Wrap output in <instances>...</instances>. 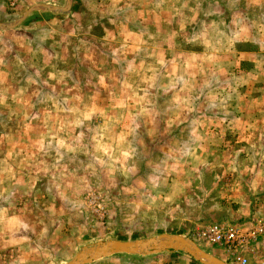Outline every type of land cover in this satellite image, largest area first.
I'll use <instances>...</instances> for the list:
<instances>
[{"label": "rangeland", "instance_id": "374dc122", "mask_svg": "<svg viewBox=\"0 0 264 264\" xmlns=\"http://www.w3.org/2000/svg\"><path fill=\"white\" fill-rule=\"evenodd\" d=\"M237 1L0 0V264L164 234L264 264L208 234L264 224V0Z\"/></svg>", "mask_w": 264, "mask_h": 264}, {"label": "water", "instance_id": "95a60500", "mask_svg": "<svg viewBox=\"0 0 264 264\" xmlns=\"http://www.w3.org/2000/svg\"><path fill=\"white\" fill-rule=\"evenodd\" d=\"M164 251H181L203 264H225L200 250L179 235H161L135 241L110 240L84 248L66 264H88L114 254H153Z\"/></svg>", "mask_w": 264, "mask_h": 264}, {"label": "built area", "instance_id": "2783aa9c", "mask_svg": "<svg viewBox=\"0 0 264 264\" xmlns=\"http://www.w3.org/2000/svg\"><path fill=\"white\" fill-rule=\"evenodd\" d=\"M11 5L14 4L15 0H7ZM263 228L258 229H248L244 235L239 232L238 228L226 227V229L213 226L208 230V234L213 242H223L229 248L236 245H241L242 243H248L251 240H256L257 237L263 232ZM222 229V230H220ZM236 244V245H235Z\"/></svg>", "mask_w": 264, "mask_h": 264}, {"label": "crops", "instance_id": "0c3cea01", "mask_svg": "<svg viewBox=\"0 0 264 264\" xmlns=\"http://www.w3.org/2000/svg\"><path fill=\"white\" fill-rule=\"evenodd\" d=\"M98 1V0H97ZM219 3H220V1L221 0H217ZM63 2H64V0H63ZM260 2H261V0H260ZM69 3H71L70 2V0H65V3L61 6L63 9H62V11L64 12V13H68L69 11H70V9H69V7H71V5H69ZM242 3H244V1H241L240 2V0H238L237 1V6L239 5V9H241L240 8V5L242 6ZM46 5H50L49 3H45ZM218 7H221V8H219L218 10H221V9H224L225 7H224V5H219L218 4ZM37 7H33V8H31V10H30V12L32 11V10H35ZM72 8V7H71ZM208 8V7H207ZM27 12H28V10H27ZM67 16H68V14H67ZM207 19H209V18H207ZM93 22V21H92ZM242 23H244L245 24V21L243 20L242 21ZM18 26V25H17ZM17 26H14L13 28H8V29H12V30H16V28L15 27H17ZM29 32H31L30 30H29ZM37 32V31H36ZM32 36H34L33 34H32ZM233 121V120H232ZM239 121V119L237 118V122ZM207 122H209V121H207ZM217 123V122H216ZM264 191V190H263ZM245 196H246V198H247V202H249V197H248V195L247 194H244ZM263 194H260V196H262ZM237 202V201H236ZM252 227H253V229H258V228H262V227H264V224H262V223H260V224H257L256 226H253V225H251ZM264 237V228H263V232L257 237V239L255 240V241H253L251 244H250V248H249V250L250 251H252V250H254V249H256L257 248V245L255 246V244L259 241V240H261L262 238ZM246 251H248L247 249H245ZM245 251V252H246ZM249 251V252H250ZM247 253V255L249 256L250 255V253ZM167 253H170V252H167ZM180 259V258H179ZM165 262V261H164ZM194 264L192 261H181V260H177V261H171V262H165V264ZM147 264H150L149 262H147ZM158 264H163V263H158Z\"/></svg>", "mask_w": 264, "mask_h": 264}]
</instances>
